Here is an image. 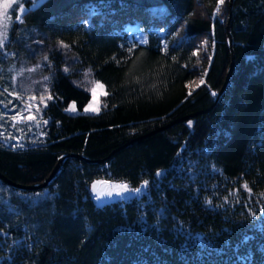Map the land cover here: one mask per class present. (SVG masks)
I'll return each mask as SVG.
<instances>
[{"label": "trees", "instance_id": "1", "mask_svg": "<svg viewBox=\"0 0 264 264\" xmlns=\"http://www.w3.org/2000/svg\"><path fill=\"white\" fill-rule=\"evenodd\" d=\"M29 1L0 48V264H264V0L230 4L217 98L229 0ZM95 179L147 190L97 206Z\"/></svg>", "mask_w": 264, "mask_h": 264}, {"label": "rangeland", "instance_id": "2", "mask_svg": "<svg viewBox=\"0 0 264 264\" xmlns=\"http://www.w3.org/2000/svg\"><path fill=\"white\" fill-rule=\"evenodd\" d=\"M41 0H30L29 1V7L36 6ZM4 0H0V3H3ZM27 9L26 5L24 4V0H13L10 8L4 12L3 16L0 17V48L3 47V45L7 42V30L10 26L12 20H16L17 15H21V9ZM101 83L96 82L92 85V88L90 90V100L88 103L84 106V108L89 104V102L92 100V89L97 88V97H98V107L100 106V98L104 94V87L98 88L97 85ZM84 108L82 110L84 112ZM86 114H93V113H86ZM104 181H107L108 183H103ZM95 183V191H93V184ZM117 184H125L122 182H115V181H109V180H103V179H95L89 184V192L92 196V199L94 201V204L97 206L102 205L104 203L108 202H118V201H124L131 198H137L141 194L145 193L147 190V185L145 183L139 184L135 188L128 187L127 189L124 188H117ZM136 189H141L139 192H136ZM111 193V195H108ZM119 193V195H117ZM96 197H99L97 199Z\"/></svg>", "mask_w": 264, "mask_h": 264}, {"label": "snow or ice", "instance_id": "3", "mask_svg": "<svg viewBox=\"0 0 264 264\" xmlns=\"http://www.w3.org/2000/svg\"><path fill=\"white\" fill-rule=\"evenodd\" d=\"M13 0H4L3 3H0V17L3 16L4 12H6L11 4H12ZM225 4V0H217V9L219 10V7L224 5ZM27 9H21V13L23 14L24 12H26ZM17 15L16 16V20L17 21H21L23 19V15ZM193 55L196 56L198 55V52H193ZM209 60H211V57H208ZM207 73V70L205 69L204 70V74L206 75ZM205 84V79L203 76L200 77L199 79V82L196 83V87L199 88L201 85H204ZM98 88H103V85H100L98 84L97 85ZM189 95H191V91H189L188 93ZM212 95L215 96L216 93L215 92H212ZM32 99H35L34 97ZM47 100H52L53 97L51 95H48ZM42 104H45L46 106V100L45 98L42 96L41 97V101H40ZM98 97H97V88H93L92 89V100L89 102V104L84 108V112L86 113H97L99 111V107H98ZM32 106L31 105H28L27 108H31ZM40 109L37 108V111H39ZM66 111L68 112H76L77 109H76V106L75 104H72V105H69L68 109H66ZM2 118V117H0ZM10 119L14 122L13 123V126H15L16 122H22V121H32V120H35V116H33L31 114V112H29V114L27 116H23L21 115V113H17L16 115H13L10 117ZM47 123V122H45ZM189 125H191V122H189ZM15 138V137H14ZM160 173H158L159 175ZM103 183H108L107 181H104ZM147 184V182H145V185ZM117 188H124V189H127L128 186L126 184H117L116 185ZM245 188H247V185L244 186ZM141 189H136L135 191L136 192H139ZM93 191H95V183L93 184ZM108 195H111V193H109ZM117 195H119V193H117ZM97 199H99V197H96Z\"/></svg>", "mask_w": 264, "mask_h": 264}, {"label": "water", "instance_id": "4", "mask_svg": "<svg viewBox=\"0 0 264 264\" xmlns=\"http://www.w3.org/2000/svg\"><path fill=\"white\" fill-rule=\"evenodd\" d=\"M231 2H232V0H229L228 1V5H227V11H228V17H227V23H226V26H225V31H226V38H227V45H228V49H229V52H230V63H229V66H228V68H227V71H226V74H225V78H224V80H223V82H222V85H221V87H220V89H219V91L217 92V95H216V98L219 96V94L221 93V91L223 90V88L225 87V85H226V83H227V81H228V77H229V73H230V71H231V68H232V54H231V50H230V39H229V32H228V20H229V10H230V4H231ZM215 98V99H216ZM205 111V110H204ZM204 111H201V112H204ZM176 122V121H175ZM163 128V127H162ZM161 128V129H162ZM160 130V129H159ZM152 133H155V131H152V132H150V133H147V134H145L144 136H142V137H145V136H148V135H150V134H152ZM140 138V137H139ZM60 163V160L58 161V163L55 165V167L53 168V170L50 172V174H49V176L45 179V181L42 183V184H40V185H37V186H32V187H27V186H20V185H17V184H13V183H11V182H7V183H9L11 186H13V187H16V188H21V189H36V188H40V187H42V186H44L49 180H50V178L53 176V174L56 172V170L58 169V167H59V164ZM0 178L1 179H3V180H6V179H4V177L3 176H1L0 175Z\"/></svg>", "mask_w": 264, "mask_h": 264}]
</instances>
